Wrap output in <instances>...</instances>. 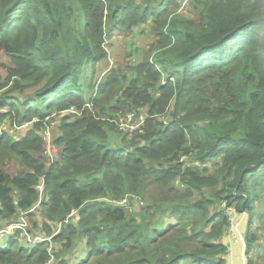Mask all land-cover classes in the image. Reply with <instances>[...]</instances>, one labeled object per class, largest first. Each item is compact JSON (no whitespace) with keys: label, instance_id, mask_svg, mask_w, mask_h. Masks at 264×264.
Returning <instances> with one entry per match:
<instances>
[{"label":"trees","instance_id":"16d2710c","mask_svg":"<svg viewBox=\"0 0 264 264\" xmlns=\"http://www.w3.org/2000/svg\"><path fill=\"white\" fill-rule=\"evenodd\" d=\"M183 1L0 0V230L28 223L0 264H228L230 208L264 264V0ZM149 19L143 58L87 84Z\"/></svg>","mask_w":264,"mask_h":264},{"label":"rangeland","instance_id":"374dc122","mask_svg":"<svg viewBox=\"0 0 264 264\" xmlns=\"http://www.w3.org/2000/svg\"><path fill=\"white\" fill-rule=\"evenodd\" d=\"M189 0H184L181 5V10L186 16H192L194 10L192 7L189 6ZM151 29V19L147 24H143V26L136 29L135 33L130 36H124L123 34H118L117 38L110 39L106 44V48L110 52V56L106 61H102L91 69L88 68L83 73V78L87 84L90 83V80H96L98 78L99 81H103V77L107 74L108 71L112 70L113 68L117 67L119 64L121 66H125V64L129 61L130 63H137L143 58L145 53V49L147 50L153 43L156 42V36L150 31ZM95 71V76L93 72ZM94 77V78H93ZM89 106V105H87ZM90 108H93L89 106ZM94 109V108H93ZM6 111V110H5ZM74 113V110H67L61 113L63 116L70 115ZM61 115V116H62ZM60 118V117H59ZM125 121L124 117L121 116L115 120L120 129H122V124ZM56 124L54 123L53 126ZM59 132L55 131V135L50 131L47 133L48 136V151L51 152L52 142L54 143L53 139L55 140L56 136H58ZM55 137V138H54ZM54 155H50L52 158ZM214 163H210L208 167H212ZM203 166V165H202ZM128 198H133L134 200L140 202V199L131 195L127 196ZM263 202H255L253 205L254 209H261L263 208ZM242 216V215H241ZM24 226H28V223H24ZM251 228L253 231L263 232L264 224L260 221H256L254 224H251ZM240 231V229H239ZM7 235V234H5ZM3 238L4 241H7L9 236H0ZM4 241H2L3 244Z\"/></svg>","mask_w":264,"mask_h":264},{"label":"built area","instance_id":"2783aa9c","mask_svg":"<svg viewBox=\"0 0 264 264\" xmlns=\"http://www.w3.org/2000/svg\"><path fill=\"white\" fill-rule=\"evenodd\" d=\"M73 110V109H72ZM125 121L123 122L122 129H138L143 124L145 117L141 115L140 117H136L135 113H128L126 117H124ZM27 125H25L26 127ZM47 133H49V129L47 130ZM198 166H202L203 164L201 162L196 161L195 162ZM41 192L43 191V185H40ZM127 199L123 200L125 202ZM226 204L224 203L223 206ZM229 227L227 230V237L232 239L235 243H238L240 240L239 230H238V214L232 209H229ZM24 223H26V220L21 217V221L19 223H13L9 225L7 230H3L0 232V234H3L5 232H12L16 227L22 228L25 232L26 226H24Z\"/></svg>","mask_w":264,"mask_h":264},{"label":"crops","instance_id":"0c3cea01","mask_svg":"<svg viewBox=\"0 0 264 264\" xmlns=\"http://www.w3.org/2000/svg\"><path fill=\"white\" fill-rule=\"evenodd\" d=\"M262 209V208H261ZM259 209V210H261ZM249 214L244 213L239 220V229L240 233L243 236V240L237 245L235 248V252L228 257V264H251L249 263V257L247 256V245L244 244L246 242V235L249 229ZM3 230H0V232ZM10 236V232H5L1 236ZM229 242V239L226 238V243ZM254 264V263H253Z\"/></svg>","mask_w":264,"mask_h":264},{"label":"clouds","instance_id":"9594fccd","mask_svg":"<svg viewBox=\"0 0 264 264\" xmlns=\"http://www.w3.org/2000/svg\"><path fill=\"white\" fill-rule=\"evenodd\" d=\"M224 203H225V202H224ZM224 203H222V206H223ZM225 204H226V203H225ZM226 205H227V204H226ZM226 205H225V206H226ZM233 210H234V209H233ZM234 211L238 214V230H239V220H240L241 215H243V214L238 213L236 210H234ZM15 224H16V223H15ZM228 227H229V226H228ZM227 230H228V228H227ZM239 235H240V240H239V242H238V243H235V242H234V243L230 246V249H231L232 246H236V247H237V245L243 240V236L241 235L240 231H239ZM226 238L229 239V241L232 240V239H230V238L227 237V231H226ZM244 244L247 245V242H244ZM236 247H235V248H236ZM235 248H234L233 250L231 249V253H230V255L234 253Z\"/></svg>","mask_w":264,"mask_h":264}]
</instances>
